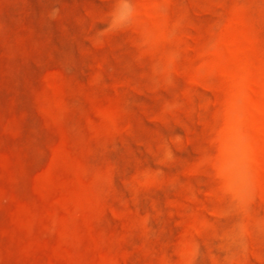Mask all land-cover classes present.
<instances>
[{
  "label": "rangeland",
  "instance_id": "rangeland-1",
  "mask_svg": "<svg viewBox=\"0 0 264 264\" xmlns=\"http://www.w3.org/2000/svg\"><path fill=\"white\" fill-rule=\"evenodd\" d=\"M0 264H264V0H0Z\"/></svg>",
  "mask_w": 264,
  "mask_h": 264
},
{
  "label": "clouds",
  "instance_id": "clouds-1",
  "mask_svg": "<svg viewBox=\"0 0 264 264\" xmlns=\"http://www.w3.org/2000/svg\"><path fill=\"white\" fill-rule=\"evenodd\" d=\"M123 2H124L125 4H127V0H123ZM56 12H58V9H57V10H53V15H55Z\"/></svg>",
  "mask_w": 264,
  "mask_h": 264
}]
</instances>
